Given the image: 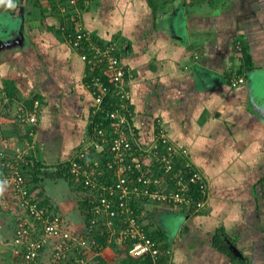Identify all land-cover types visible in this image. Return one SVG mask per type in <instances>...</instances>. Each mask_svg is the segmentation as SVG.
Masks as SVG:
<instances>
[{
    "label": "crops",
    "instance_id": "obj_1",
    "mask_svg": "<svg viewBox=\"0 0 264 264\" xmlns=\"http://www.w3.org/2000/svg\"><path fill=\"white\" fill-rule=\"evenodd\" d=\"M81 2L83 26L119 44L131 70L142 143L160 125L207 180L199 212L160 203L141 209L146 231L169 251L162 262L264 264V0ZM60 27L50 0H0V149L11 155L26 146L29 126L16 114L38 100L35 161L51 174L91 133L93 107L83 63ZM35 184L28 187L51 211L67 203L66 223L84 229L68 179L42 174ZM3 190L0 264L13 262L18 250L6 242L14 236L17 200L11 188ZM55 241L48 237L37 264L48 261ZM123 248L114 240L100 249L71 248L67 264H144Z\"/></svg>",
    "mask_w": 264,
    "mask_h": 264
},
{
    "label": "built area",
    "instance_id": "obj_2",
    "mask_svg": "<svg viewBox=\"0 0 264 264\" xmlns=\"http://www.w3.org/2000/svg\"><path fill=\"white\" fill-rule=\"evenodd\" d=\"M78 1L52 0V7L63 18L62 36L83 63L84 86L93 97L91 133L68 161L70 177L81 187L80 200L89 203V208L81 211L84 229L75 236L62 226L57 214L39 206L36 192L28 187L25 170L36 162L33 138L39 103L34 100L29 109L20 108L16 114L21 124L29 126L26 146L14 148L11 155L4 147L0 149V200H6L3 189L8 187L18 206L12 239L18 250L13 264H37L48 237L57 245L45 264H67L71 248L92 246L95 241L91 237L101 227L107 228L108 243L113 239L128 243L129 255L149 258L151 264H172L162 262L169 251H163L149 236L141 209L161 203L199 212L207 205L202 198L207 194V180L189 160L187 149L174 143L160 125L152 141L142 143L133 123L132 73L122 61L121 47L114 41L99 40L83 26ZM197 183L200 187L205 184L200 198L190 191V185ZM77 264L86 262L81 258Z\"/></svg>",
    "mask_w": 264,
    "mask_h": 264
},
{
    "label": "trees",
    "instance_id": "obj_3",
    "mask_svg": "<svg viewBox=\"0 0 264 264\" xmlns=\"http://www.w3.org/2000/svg\"><path fill=\"white\" fill-rule=\"evenodd\" d=\"M50 1H52V0H50ZM78 4L79 5H81L82 4V2L80 3V0L78 1ZM82 7H83V5H82ZM61 18V25H62V22H63V18L62 17H60ZM81 21V20H80ZM82 23V22H81ZM61 28V27H60ZM30 102H32V99L29 101V104H30V106H31V103ZM134 127H135V129L138 131V129L136 128V126L134 125ZM158 163L157 162H155V166L156 167H158ZM42 164L41 163H38V162H35L34 164H33V166H31V167H29V168H27L26 170H25V173H26V176H27V178H28V182H29V185L30 184H32L33 183V186H35L36 184V181L37 180H39V178H40V176L42 175V174H47V176H51V175H58V176H61V177H63V178H65V179H68L70 182H71V184H72V186H73V189H74V191H76L77 193H78V195H79V192L78 191H80V186H77L74 182H73V180H72V178L70 177V174H69V162H64L63 164H60L57 168V171L56 172H54L53 174H51V173H46V172H44V171H42ZM203 179H204V182H205V178L203 177ZM200 184L199 183H197V184H191L190 185V191H191V193H192V195L195 197V198H200V196H201V192H202V190H204L205 189V184H203L202 186L203 187H200L199 186ZM32 185L30 186V187H32V188H30V190L31 191H35L34 189V187H33ZM14 198L17 200V198H16V196H14ZM35 198L38 200V204H39V206L41 207V206H46L48 203L46 202V201H44V200H40L39 198H38V196H35ZM161 204V203H160ZM78 205H79V208H80V210L82 211L83 210V208H89V203H88V201H86L85 202V200L83 201V200H78ZM1 207V206H0ZM173 207H175V206H173ZM177 207V206H176ZM175 207V208H176ZM48 208H49V211L50 212H53V211H51L52 209H51V207L48 205ZM54 213V212H53ZM82 213H83V211H82ZM16 218H17V216H16ZM15 226H16V224H15ZM15 229V228H14ZM39 229V228H38ZM43 231L40 229L39 230V233L41 234ZM36 233V232H35ZM34 236H35V234H34ZM149 236L151 237V238H153L150 234H149ZM91 238H93V240L95 241V243L92 245V247L93 248H97V249H100L102 246H105L106 244H108V239L110 238L109 237V234H108V232H107V228L106 227H101V228H99V229H97V231H96V233L95 234H93V236L91 237ZM114 240V239H113ZM115 241V240H114ZM116 242H118V241H116ZM160 247V246H159ZM128 249V243H124V248H123V250L126 252V250ZM80 250V249H79ZM41 252H42V250H41ZM41 255V254H40ZM129 255V254H128ZM130 256V255H129ZM40 257V256H39ZM39 257H38V259H39ZM131 257H132V255H131ZM17 260V256H15L14 257V260H13V262H12V264L15 262ZM161 261V260H160ZM144 264H151V261H150V259L149 258H145V260H144Z\"/></svg>",
    "mask_w": 264,
    "mask_h": 264
},
{
    "label": "rangeland",
    "instance_id": "obj_4",
    "mask_svg": "<svg viewBox=\"0 0 264 264\" xmlns=\"http://www.w3.org/2000/svg\"><path fill=\"white\" fill-rule=\"evenodd\" d=\"M9 23H3L2 24V26L3 25H8ZM73 193V192H72ZM73 197H74V195H72ZM77 203H78V200H80V196L79 195H77ZM14 203V202H13ZM68 210H70L69 209V207H68V204L67 203H65L64 205H62L61 206V209H59V213H55V214H57L60 218H61V222H62V226H66V228L70 231V232H73V234L75 235V236H77V235H79V231H78V229H77V226H75L76 228H72V226L71 225H68L66 222H68V223H70L69 222V220L66 218V214H67V211ZM54 239V238H53ZM55 240V239H54ZM12 240L10 239V240H7L6 242H8L9 244V246H11L12 245V242H11ZM48 243H47V246H46V248H45V250H47V247H48ZM44 250V251H45ZM7 260V259H6ZM12 262V258L11 257H9V262H6V264H10Z\"/></svg>",
    "mask_w": 264,
    "mask_h": 264
},
{
    "label": "water",
    "instance_id": "obj_5",
    "mask_svg": "<svg viewBox=\"0 0 264 264\" xmlns=\"http://www.w3.org/2000/svg\"><path fill=\"white\" fill-rule=\"evenodd\" d=\"M49 171H56V169H48ZM230 249H232L233 250V252H237V249L233 246V245H231L230 244Z\"/></svg>",
    "mask_w": 264,
    "mask_h": 264
}]
</instances>
